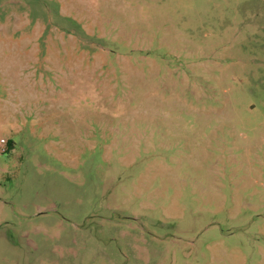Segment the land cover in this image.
<instances>
[{"label":"rangeland","instance_id":"rangeland-1","mask_svg":"<svg viewBox=\"0 0 264 264\" xmlns=\"http://www.w3.org/2000/svg\"><path fill=\"white\" fill-rule=\"evenodd\" d=\"M0 264H264V0H0Z\"/></svg>","mask_w":264,"mask_h":264}]
</instances>
